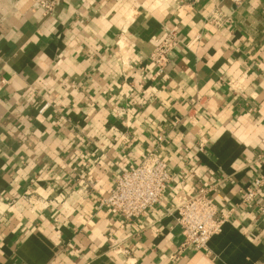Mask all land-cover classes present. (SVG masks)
I'll return each instance as SVG.
<instances>
[{
    "label": "crops",
    "instance_id": "obj_1",
    "mask_svg": "<svg viewBox=\"0 0 264 264\" xmlns=\"http://www.w3.org/2000/svg\"><path fill=\"white\" fill-rule=\"evenodd\" d=\"M152 152L164 203L99 208ZM201 190L230 217L175 262V209ZM0 264H264V0H62L51 19L0 0Z\"/></svg>",
    "mask_w": 264,
    "mask_h": 264
},
{
    "label": "built area",
    "instance_id": "obj_2",
    "mask_svg": "<svg viewBox=\"0 0 264 264\" xmlns=\"http://www.w3.org/2000/svg\"><path fill=\"white\" fill-rule=\"evenodd\" d=\"M32 9L39 11L44 19L54 18L62 0H30ZM236 6L249 0H229ZM215 25H220L218 17H209ZM181 44L175 29H166L165 36L159 46L150 55V62L160 75L169 65V56ZM188 45L187 47H190ZM173 180L168 164L158 153L152 152L137 167L123 172L115 179L114 186L106 196L98 201L99 208H107L109 212L125 220L144 217L155 208L160 207L166 196L168 186ZM263 187L262 181L248 190L247 201L253 200L257 191ZM177 223L183 234L175 262L190 249L208 252L213 237L221 233L223 225L230 214H221L215 202L207 196L205 190L193 197L181 199L175 209Z\"/></svg>",
    "mask_w": 264,
    "mask_h": 264
}]
</instances>
